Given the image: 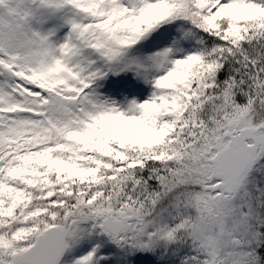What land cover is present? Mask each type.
I'll return each instance as SVG.
<instances>
[{
	"label": "snow or ice",
	"instance_id": "1",
	"mask_svg": "<svg viewBox=\"0 0 264 264\" xmlns=\"http://www.w3.org/2000/svg\"><path fill=\"white\" fill-rule=\"evenodd\" d=\"M0 264H264V0H0Z\"/></svg>",
	"mask_w": 264,
	"mask_h": 264
}]
</instances>
